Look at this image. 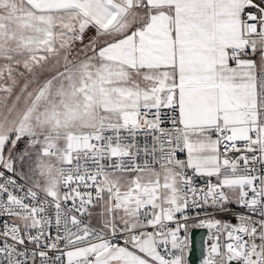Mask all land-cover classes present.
Segmentation results:
<instances>
[{
    "label": "rangeland",
    "instance_id": "obj_1",
    "mask_svg": "<svg viewBox=\"0 0 264 264\" xmlns=\"http://www.w3.org/2000/svg\"><path fill=\"white\" fill-rule=\"evenodd\" d=\"M129 2L116 18L119 23L106 34L98 29L88 33L86 5L78 0H0V163L58 196L59 152L71 133L95 129L101 122H119L125 113L132 116L135 109L156 100H174L180 105L186 141L181 160L161 171L109 172V178L119 186L138 185L148 203L165 205L176 213L183 202L184 165L213 173L219 162L220 128L231 118L235 136L245 137V118L255 100L253 76L260 64L264 68V45L249 38L248 47L254 50L249 55L238 51L229 62L185 59L156 69V59L146 57L139 58L138 64L132 52L133 29L120 25L122 16L129 19L134 12V0ZM89 6L102 8L93 0ZM48 146L57 153L49 154ZM251 181L250 177L225 178L222 186L237 202L241 187ZM92 208L88 218L102 228L111 220L143 225L132 208L111 213L107 197L94 201ZM99 247L103 252L90 264H165L151 237L77 249L67 259L84 258Z\"/></svg>",
    "mask_w": 264,
    "mask_h": 264
},
{
    "label": "built area",
    "instance_id": "obj_2",
    "mask_svg": "<svg viewBox=\"0 0 264 264\" xmlns=\"http://www.w3.org/2000/svg\"><path fill=\"white\" fill-rule=\"evenodd\" d=\"M242 23L246 36L264 45V0L246 1ZM253 50L245 47L239 52L249 55ZM255 77L256 103L245 118V137L235 136L234 125L225 124L220 128L215 171L205 173L184 165L183 202L176 213L165 205L148 203L147 194L135 184L119 186L109 178V172L161 171L181 160L186 141L180 105L174 100H156L138 107L132 116L125 113L119 122H101L95 129L71 133L59 152L58 196L0 163V264H90L103 248L72 261L68 253L145 237L155 240L163 263L187 264L192 227L207 229V252L213 237H220V254L206 252L204 264H227L228 255L250 264L254 254H260L264 264V68ZM114 148L121 152L114 154ZM47 151L57 153L50 146ZM239 177L252 181L241 187L237 202H232L222 179ZM104 197L111 213L132 208L143 225L111 220L102 228L92 223L88 218L94 211L92 203ZM229 232L230 239L226 238Z\"/></svg>",
    "mask_w": 264,
    "mask_h": 264
},
{
    "label": "crops",
    "instance_id": "obj_3",
    "mask_svg": "<svg viewBox=\"0 0 264 264\" xmlns=\"http://www.w3.org/2000/svg\"><path fill=\"white\" fill-rule=\"evenodd\" d=\"M90 1L85 2L87 19L89 26L91 25L88 33L99 30L108 34L119 23L116 18L128 9V0H93L102 4L101 9L90 7ZM246 1L134 0L133 14L129 19L127 15L122 16L120 25L125 23V26H131L129 31L133 29L132 52L138 64L139 58L146 57L156 59L153 66L156 69L176 65L177 60L185 59H225L229 62L231 57H235L232 54L251 46V39L246 36V27L242 23V8ZM85 32L86 30V36ZM126 35L123 38L127 41L130 32ZM261 66L260 64L257 70ZM143 68L145 64L141 63L139 69ZM256 72L252 81L255 100L251 109L256 103ZM228 121L229 124L233 123L232 118ZM80 131L82 130L76 132Z\"/></svg>",
    "mask_w": 264,
    "mask_h": 264
},
{
    "label": "water",
    "instance_id": "obj_4",
    "mask_svg": "<svg viewBox=\"0 0 264 264\" xmlns=\"http://www.w3.org/2000/svg\"><path fill=\"white\" fill-rule=\"evenodd\" d=\"M5 167L10 169L8 166ZM207 234V229L204 227H192L190 230V249L187 255V264H204L203 258L206 254V246H205V236ZM232 233L229 232L226 234V238L230 239ZM221 246H220V237H213V244L208 255L210 253L220 254ZM227 264H243L241 261L234 259L230 255L227 256Z\"/></svg>",
    "mask_w": 264,
    "mask_h": 264
},
{
    "label": "bare ground",
    "instance_id": "obj_5",
    "mask_svg": "<svg viewBox=\"0 0 264 264\" xmlns=\"http://www.w3.org/2000/svg\"><path fill=\"white\" fill-rule=\"evenodd\" d=\"M250 264H262V256L260 254H254Z\"/></svg>",
    "mask_w": 264,
    "mask_h": 264
},
{
    "label": "trees",
    "instance_id": "obj_6",
    "mask_svg": "<svg viewBox=\"0 0 264 264\" xmlns=\"http://www.w3.org/2000/svg\"><path fill=\"white\" fill-rule=\"evenodd\" d=\"M9 146V143L6 145V147H8Z\"/></svg>",
    "mask_w": 264,
    "mask_h": 264
}]
</instances>
